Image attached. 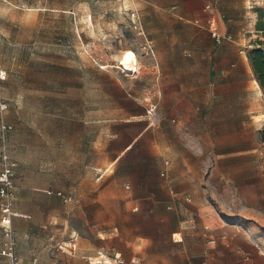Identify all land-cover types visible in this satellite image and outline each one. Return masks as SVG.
<instances>
[{"label":"crops","instance_id":"0c3cea01","mask_svg":"<svg viewBox=\"0 0 264 264\" xmlns=\"http://www.w3.org/2000/svg\"><path fill=\"white\" fill-rule=\"evenodd\" d=\"M155 14L178 17L166 8ZM212 17L216 22L205 6L195 21L209 30ZM263 27L259 21L256 30ZM72 62L43 63L34 95L21 98L18 154L12 142L17 125L5 120L8 108L3 114L13 129L4 140L16 163L13 226L19 264L34 259V264H106L98 260L115 255L123 264H264L257 233L221 214L219 186L203 181L197 128L202 109L179 103L181 112L149 125L146 108L156 104L141 101L139 86L134 97L115 85L118 95L112 97L92 86L89 64ZM57 70L72 75L56 76ZM98 89L100 95L93 97ZM29 110L34 116L28 117ZM37 192L42 197L34 198ZM49 205L59 209L47 210ZM61 207L70 211L67 217ZM3 246L0 221V250ZM0 264L8 258L0 255Z\"/></svg>","mask_w":264,"mask_h":264},{"label":"rangeland","instance_id":"374dc122","mask_svg":"<svg viewBox=\"0 0 264 264\" xmlns=\"http://www.w3.org/2000/svg\"><path fill=\"white\" fill-rule=\"evenodd\" d=\"M206 5L217 16L221 42L210 27L195 21ZM165 8L178 17L155 14ZM135 13L146 38L135 32ZM259 21L264 23V0H0V100L9 105L5 120L17 125L12 135L17 154L19 103L26 93L34 95L37 71L42 77L46 61L89 64L92 86L112 97L118 95L115 85L134 97L139 86L141 101L157 105L159 124L181 112L179 103L197 104L203 181L219 186L221 214L242 220L264 246V94L254 83L247 55L254 47L264 48L257 44L264 42V31L256 30ZM128 50L141 64L136 79L117 69ZM55 75L72 73L57 70ZM99 95V89L93 91V97ZM60 209L65 217L70 213Z\"/></svg>","mask_w":264,"mask_h":264},{"label":"built area","instance_id":"2783aa9c","mask_svg":"<svg viewBox=\"0 0 264 264\" xmlns=\"http://www.w3.org/2000/svg\"><path fill=\"white\" fill-rule=\"evenodd\" d=\"M207 9H210V5H206ZM215 19L212 17L209 21L210 31L216 42H221L224 38L217 31L215 26ZM133 27L137 36L146 38L145 31L135 13V20H133ZM146 43H148L146 41ZM118 72L123 75L135 77L138 75L140 70V65L137 58V53L135 52V63H132L128 68L122 64V59H120L117 66ZM4 78V75L3 77ZM8 105L4 100H0V131L2 135V144L0 146V221L2 224L3 236H4V246L0 250V255L8 258V264H19V257L16 253V233L13 226V218L17 215L14 211L13 204L15 199V161L10 157L8 152L7 144L4 140V134L12 128L11 125L7 124L3 118L4 112L7 110ZM157 108L154 104H149L146 108V117L149 125L155 126L160 122V118L157 115ZM57 195L63 198L64 201H70L71 197L63 195L62 192L58 191ZM76 237H72L71 241L74 242ZM36 260L34 259L30 264H34ZM98 262H103L108 264L113 262L115 264H123V260L120 256L115 255L110 258H104L98 260Z\"/></svg>","mask_w":264,"mask_h":264},{"label":"trees","instance_id":"16d2710c","mask_svg":"<svg viewBox=\"0 0 264 264\" xmlns=\"http://www.w3.org/2000/svg\"><path fill=\"white\" fill-rule=\"evenodd\" d=\"M260 29L264 30V27ZM257 44L264 45V42L258 40ZM247 55L256 80L264 94V48L254 47L248 51ZM261 136L264 141V128L261 130Z\"/></svg>","mask_w":264,"mask_h":264},{"label":"bare ground","instance_id":"6f19581e","mask_svg":"<svg viewBox=\"0 0 264 264\" xmlns=\"http://www.w3.org/2000/svg\"><path fill=\"white\" fill-rule=\"evenodd\" d=\"M132 63H135V55L133 51L128 50L122 55V64H124L125 67L128 68Z\"/></svg>","mask_w":264,"mask_h":264}]
</instances>
